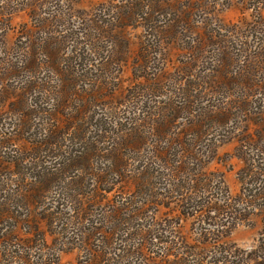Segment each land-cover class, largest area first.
<instances>
[{
    "label": "rangeland",
    "instance_id": "obj_1",
    "mask_svg": "<svg viewBox=\"0 0 264 264\" xmlns=\"http://www.w3.org/2000/svg\"><path fill=\"white\" fill-rule=\"evenodd\" d=\"M129 3L0 0V264H264V140L230 100L264 116L263 94L236 78L230 115L185 135L197 87L207 107L224 72L254 69L264 0ZM186 137L212 154L174 180L161 154Z\"/></svg>",
    "mask_w": 264,
    "mask_h": 264
},
{
    "label": "trees",
    "instance_id": "obj_2",
    "mask_svg": "<svg viewBox=\"0 0 264 264\" xmlns=\"http://www.w3.org/2000/svg\"><path fill=\"white\" fill-rule=\"evenodd\" d=\"M129 2H131V3H129V5H131V8H129L128 11L132 12L131 14L135 13L137 16L138 13L140 14L143 12V3H142L143 0H129ZM152 3L155 4L156 2H152ZM156 8H158L157 5H156ZM140 11H142V12H140ZM128 16L130 17L131 15H128ZM201 41L202 40H198V44H200ZM258 49H259V51H255L256 52L255 54L253 53L252 55H250V57L252 58L251 62H253V64H254V66H253L254 69L252 71H249V70L244 71V74H243L244 76L242 77V71L240 72V74H236V71L229 70L228 73L227 72L223 73V75L227 81L225 84L220 83V84L215 85V86L211 85L207 89L209 94H210V90L212 92L211 95L207 96L209 106L202 107L203 105H200L202 103V99H204V97H202V94L203 93L205 94V91L201 89L203 86H199L196 88L197 93H195L194 95L198 100L197 115L195 116L196 117L195 121H193L192 124H190V122H191L190 121L189 125L186 127L187 133L185 135H188V133L193 132L190 134L194 137V139L200 138L202 136V129L204 127H209L216 122H222V120L226 119V116L230 115V112L233 111V109H231V107L233 106L236 108V110L242 109L244 114L247 110H249L248 113L250 115H247V120L249 121V123L253 122L257 125L256 126L257 128L255 129V133L257 134L258 139L264 140V116L261 113V111L254 110L252 107H249L250 102L257 103L258 100H254V99H252V100L251 99L250 100H237V97L232 94V97H230V100H231V103L233 105L231 107H227L225 102H221V100L219 99L220 97L223 96L222 93L227 91V90L230 91V96H231V92L234 91V87L236 85V83H235L236 78L242 79V81H244L245 85H246V83L249 85L250 91L248 92V95L253 96L254 94H256L257 91L260 90V92L264 96V82L262 83V85H260V83H256L253 75H251V73L254 74V72L256 75V73L259 71H262V74L264 75V45L258 46ZM247 50H249L248 46H247ZM250 50L247 52L248 54L251 52ZM248 54L244 55L245 58L249 57ZM235 58L236 57L234 56L233 52L231 55V52L226 53V51L224 49V53L221 56L222 60H224V59L235 60ZM253 60H255V61H253ZM226 64L228 65V63H226ZM200 76L202 79L207 78L205 75L202 74V72L198 73V75H197L198 78ZM194 95H191V96H194ZM199 96H200V98H199ZM212 100L217 101V104L213 105ZM213 106H214V108L219 107V110L218 111L214 110ZM248 107H249V109H248ZM229 109H230V112L228 111ZM201 110H205V112H202ZM174 112L175 111L172 110V113H174ZM231 114H233V113H231ZM176 115H177V113L174 116H176ZM171 117H173V115H171L168 111L165 114L162 113L161 117L159 116L155 120V126L152 128H154L156 138H159V139L164 138L163 136L168 132V129L173 124V120L171 119ZM186 118H189V116H187ZM195 128H197V129L195 130ZM136 130H137V127L135 128L134 135L136 134ZM149 131L151 132V129ZM131 139L132 140L134 139L136 142L140 139H144V136L141 135V137L138 136V137H134ZM170 142L175 143L174 145H179L180 146L179 151H172L171 149L166 150L165 151L166 154H164V153L161 154V156H162L161 159L168 162V165L172 164V163L178 164V166L174 167V169L176 170V171H174L175 174L173 175L174 180H175L176 175L178 174L176 172H180L181 170L183 172L184 169L187 167V165L191 164L190 159L191 160L195 159L196 161H199L200 163H202L204 161V163H205V160L207 161V159L211 157L209 155L212 154V149H210L209 152H205L202 149L200 150V147H198V149L196 151H199L200 153L202 151H204L201 154L203 155V157H205V160H204V158L202 159L201 154L197 155L199 152L194 154L192 152L193 143L187 137L184 141H179V139H175V140L170 141ZM180 152L182 154L177 155ZM191 153H193V155H194L193 157H191ZM199 162H197V165H199ZM121 164L122 163L119 162V164L116 165L117 167H115V168L120 167V169H122V171H123L124 168L121 166ZM260 174H261V176L264 177V165L262 167H260ZM202 175H203V173L201 172L199 174V177L202 178ZM190 188L192 191H195V194L190 192L191 194H194V195H196L200 191L206 189V187L201 185L199 180L197 181L195 186L194 185L190 186ZM30 196H32V195L30 194ZM35 197H36V194H35ZM193 198H194L193 195H190L186 200H184L187 202L184 204V206L183 205L181 206L182 214L184 216L188 215V212H187L188 209L195 207V205H192L191 207H189L191 205L190 204L191 202H189V200H193ZM197 206L199 208H202V206H200V205H197ZM215 210H217V209H215ZM0 218H2V215ZM9 232L10 231H8V233ZM53 263L54 262H52V263H48V262L47 263H39L37 261L36 264H53Z\"/></svg>",
    "mask_w": 264,
    "mask_h": 264
}]
</instances>
